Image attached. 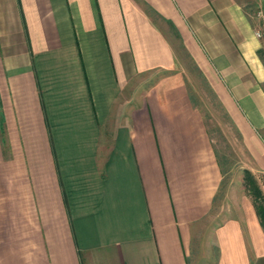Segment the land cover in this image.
<instances>
[{
	"label": "crops",
	"instance_id": "crops-1",
	"mask_svg": "<svg viewBox=\"0 0 264 264\" xmlns=\"http://www.w3.org/2000/svg\"><path fill=\"white\" fill-rule=\"evenodd\" d=\"M259 10L0 0V264H264L212 135L264 196Z\"/></svg>",
	"mask_w": 264,
	"mask_h": 264
},
{
	"label": "rangeland",
	"instance_id": "rangeland-1",
	"mask_svg": "<svg viewBox=\"0 0 264 264\" xmlns=\"http://www.w3.org/2000/svg\"><path fill=\"white\" fill-rule=\"evenodd\" d=\"M187 72L189 76L198 77V73L194 72L190 68L187 69ZM209 128L212 131L213 125H209ZM212 133L216 140L215 148L217 150L218 159L223 169V180L219 189V193L217 195V199H222L224 200V202L228 203V205H231L234 199L235 192L233 190H236V192L240 193V189L242 190L243 188L245 193L253 194L255 185H252L253 183H251L252 176H247L246 178L245 174H243L241 169L243 164H241L239 158H236L233 150V145L224 144V141L220 140L219 136L217 134H214V131H212ZM254 182L257 183L258 187H261L262 182L259 183L257 180ZM253 199L257 202L260 209H264V199L259 200L255 195L253 196Z\"/></svg>",
	"mask_w": 264,
	"mask_h": 264
},
{
	"label": "built area",
	"instance_id": "built-area-1",
	"mask_svg": "<svg viewBox=\"0 0 264 264\" xmlns=\"http://www.w3.org/2000/svg\"><path fill=\"white\" fill-rule=\"evenodd\" d=\"M257 17L260 19L259 28L255 31V36L257 38H264V12L259 10L257 12Z\"/></svg>",
	"mask_w": 264,
	"mask_h": 264
},
{
	"label": "trees",
	"instance_id": "trees-1",
	"mask_svg": "<svg viewBox=\"0 0 264 264\" xmlns=\"http://www.w3.org/2000/svg\"><path fill=\"white\" fill-rule=\"evenodd\" d=\"M252 183V182H251ZM254 195L258 197L259 200L264 199V196H262L259 191L257 190V187H254L253 191ZM255 205L257 204L256 201H254ZM258 205V204H257ZM256 205V206H257ZM258 207V206H257ZM257 212L259 214V217L261 218V223L264 224V209L257 208Z\"/></svg>",
	"mask_w": 264,
	"mask_h": 264
}]
</instances>
